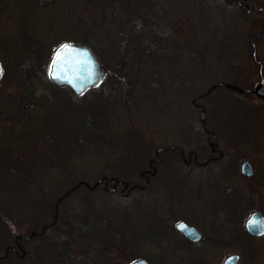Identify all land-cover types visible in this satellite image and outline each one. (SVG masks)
Instances as JSON below:
<instances>
[{
    "label": "rangeland",
    "instance_id": "rangeland-1",
    "mask_svg": "<svg viewBox=\"0 0 264 264\" xmlns=\"http://www.w3.org/2000/svg\"><path fill=\"white\" fill-rule=\"evenodd\" d=\"M257 29L263 13L225 0H0V158L16 161L0 167V254L56 216L63 232L45 249L50 264H222L232 252L264 264V235L244 227L254 209L264 214V95L207 92L220 80L256 83L248 37ZM66 40L88 42L106 67L81 95L48 79L47 55ZM254 42L264 63V38ZM237 67L249 77L234 76ZM202 108L226 153L199 165L187 154L206 144ZM149 143L176 148L148 187H88L102 174L130 178L124 161ZM244 159L252 176L239 170ZM179 218L199 241L183 240ZM36 238L0 264H34Z\"/></svg>",
    "mask_w": 264,
    "mask_h": 264
},
{
    "label": "flooded vegetation",
    "instance_id": "flooded-vegetation-1",
    "mask_svg": "<svg viewBox=\"0 0 264 264\" xmlns=\"http://www.w3.org/2000/svg\"><path fill=\"white\" fill-rule=\"evenodd\" d=\"M227 3H231V4H235L240 10L244 9L245 13H249L252 10L258 13H263L264 14V6L261 4L257 3V0H225ZM258 38H264V33L263 31L260 29L257 30H253L251 31L248 39H249V43H250V68L252 70L253 74H256V83L250 84V85H242L239 84L238 82H227V81H223V84L218 85L217 83L220 82L218 81L215 84H212L207 92L210 93L211 91H213L215 89V87L217 86H223L225 87V89L227 90H231V91H235L239 94H248V95H256L258 94L255 90L256 88H258V86L261 85V87L264 85V63L261 59H259L257 57V46L256 43L254 42V39H258ZM255 52V53H254ZM231 73V72H230ZM232 74L242 80L246 79L249 77V70L248 72L244 69V67H237L234 72H232ZM248 90V91H246ZM200 103H197V106H200ZM205 109L202 108V112L203 116L201 117L200 114V122H199V128H202V130L204 131V133L207 135L206 137V144L203 145H198L197 149H193V150H189L188 152V159H187V163H190L191 159L201 165L204 164L207 161H210L212 159H217V158H222L225 155V151L224 148H220L219 146V142L217 141V133L214 130V126L217 125L215 122H211V121H207L205 120ZM247 135V133H246ZM245 137V134L241 137V138H237L236 139H241L243 140ZM131 138V137H129ZM234 138V139H235ZM233 140V139H232ZM152 144H148L147 149L148 152H144L143 154H139V156H133L131 158H128L124 161V172H127L128 175H123V176H127L130 178H126V179H122L120 178V176L122 175H107V174H102L101 176H99L97 183L96 184H92L88 187L90 188H94L96 186H99L100 184H103L102 188L104 191L108 192H114L116 190H118V193L120 195H122L124 192H131L134 190H140L143 188L148 187L150 179L152 176H154L156 174L157 168L159 165H161V163L163 162L162 158V153L164 151H168L170 149V147H172L173 149H175L176 147H174L173 145L164 147L162 145H158L156 147H152ZM154 148V149H153ZM181 149V148H179ZM209 149V151H208ZM153 152V153H152ZM182 149H181V154L182 153ZM205 153H208V158H206L205 162L201 161V158L203 156V154L205 155ZM153 154V156H152ZM247 160V159H244ZM242 160V161H244ZM249 161V160H248ZM144 162H146V165L144 164ZM226 162V164H229L230 162L232 163V161L230 160H226L223 161ZM250 162V161H249ZM142 163L144 165H142ZM251 164V163H250ZM237 167V164L235 165ZM252 166V164H251ZM253 168V166H252ZM238 168H236L237 170ZM239 170L240 172H242L241 170V164L239 165ZM253 174H254V168H253ZM119 177V178H117ZM58 218L56 216H53L52 218H46L43 220V222L39 223V228L33 230L32 235H19L16 234L13 238V243L9 244L6 243L4 246V253L0 254V260L3 261H7L9 258H11L12 255L14 256H20L19 255V251L22 252V256L25 255L26 253V248H24V242L29 240V238L31 236H35L36 238V255H35V263L34 264H50L49 262H47V250L45 252V249H47L50 246V242L52 241V238L54 237V235L56 234V232H63V229H61L60 226H62V224L57 225ZM180 220H184L186 223L194 226L197 228V226L192 223L189 222V220L185 219V218H179L175 224V228L177 231H179L177 229V223ZM61 222H65L66 220H60ZM77 221V220H76ZM4 224V223H3ZM74 225V224H73ZM54 228H57L56 230H54ZM198 229V228H197ZM51 230H54L55 233L52 234ZM199 230V229H198ZM200 231V230H199ZM164 232V231H163ZM180 232V231H179ZM201 232V231H200ZM180 234L183 236V240L187 243V244H194L196 241H193L187 237H185L183 235V233L180 232ZM202 234V232H201ZM56 236V235H55ZM48 237V239H47ZM54 239V238H53ZM201 239V238H200ZM199 239V240H200ZM38 240V242H37ZM197 240V241H199ZM52 244V242H51ZM12 256V257H14ZM150 263V262H149ZM53 264V263H52Z\"/></svg>",
    "mask_w": 264,
    "mask_h": 264
},
{
    "label": "water",
    "instance_id": "water-1",
    "mask_svg": "<svg viewBox=\"0 0 264 264\" xmlns=\"http://www.w3.org/2000/svg\"><path fill=\"white\" fill-rule=\"evenodd\" d=\"M255 53V52H254ZM3 69L0 61V70ZM105 67L100 63L93 49L84 42H65L54 52L50 66L49 78L58 86H68L76 95L81 94L89 87L95 86L105 73ZM218 84H223L219 82ZM248 91V90H246ZM258 94L264 95V85L258 86L255 90ZM203 113L201 114V117ZM242 173L246 176L252 175V167L245 160L241 164ZM246 230L256 236L264 234V215L259 210H254L245 221ZM177 228L189 239L198 240L201 232L184 220L177 224ZM129 264H149L144 257L137 258ZM222 264H238V254L227 255Z\"/></svg>",
    "mask_w": 264,
    "mask_h": 264
},
{
    "label": "bare ground",
    "instance_id": "bare-ground-1",
    "mask_svg": "<svg viewBox=\"0 0 264 264\" xmlns=\"http://www.w3.org/2000/svg\"><path fill=\"white\" fill-rule=\"evenodd\" d=\"M11 161H13V162H15L16 163V161L13 159V160H11ZM0 167H2L3 169H5L6 171L8 170V166H10V165H13V164H15V163H10L9 161H7L6 159L3 161V160H1V158H0Z\"/></svg>",
    "mask_w": 264,
    "mask_h": 264
},
{
    "label": "trees",
    "instance_id": "trees-1",
    "mask_svg": "<svg viewBox=\"0 0 264 264\" xmlns=\"http://www.w3.org/2000/svg\"><path fill=\"white\" fill-rule=\"evenodd\" d=\"M52 52H53V50H51L49 55H47V58H46L47 59V61H46L47 66L49 65V61H50V57H51Z\"/></svg>",
    "mask_w": 264,
    "mask_h": 264
},
{
    "label": "snow or ice",
    "instance_id": "snow-or-ice-1",
    "mask_svg": "<svg viewBox=\"0 0 264 264\" xmlns=\"http://www.w3.org/2000/svg\"><path fill=\"white\" fill-rule=\"evenodd\" d=\"M0 75H2V70H0Z\"/></svg>",
    "mask_w": 264,
    "mask_h": 264
}]
</instances>
